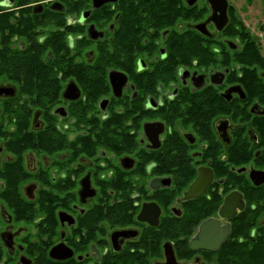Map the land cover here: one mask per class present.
Instances as JSON below:
<instances>
[{"label": "flooded vegetation", "instance_id": "1", "mask_svg": "<svg viewBox=\"0 0 264 264\" xmlns=\"http://www.w3.org/2000/svg\"><path fill=\"white\" fill-rule=\"evenodd\" d=\"M0 264H264V0H0Z\"/></svg>", "mask_w": 264, "mask_h": 264}, {"label": "water", "instance_id": "2", "mask_svg": "<svg viewBox=\"0 0 264 264\" xmlns=\"http://www.w3.org/2000/svg\"><path fill=\"white\" fill-rule=\"evenodd\" d=\"M52 258H58L57 255L54 254V252L51 253Z\"/></svg>", "mask_w": 264, "mask_h": 264}]
</instances>
